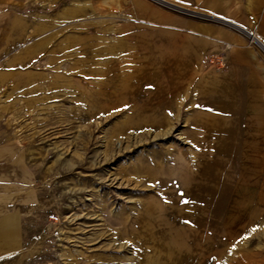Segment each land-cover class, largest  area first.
I'll use <instances>...</instances> for the list:
<instances>
[{
  "label": "rangeland",
  "instance_id": "rangeland-1",
  "mask_svg": "<svg viewBox=\"0 0 264 264\" xmlns=\"http://www.w3.org/2000/svg\"><path fill=\"white\" fill-rule=\"evenodd\" d=\"M190 14L166 0H0V209L16 225L0 264H264V184L259 225L227 233L252 195L230 206L228 147L210 161L196 146L221 122L264 152V80L251 58L237 70L198 53Z\"/></svg>",
  "mask_w": 264,
  "mask_h": 264
},
{
  "label": "crops",
  "instance_id": "crops-1",
  "mask_svg": "<svg viewBox=\"0 0 264 264\" xmlns=\"http://www.w3.org/2000/svg\"><path fill=\"white\" fill-rule=\"evenodd\" d=\"M166 1L185 8L172 0ZM185 9L191 13V18L185 20L183 24L188 30L190 40L196 42L195 48L198 53H204L209 58L215 56L214 54H220L224 59L219 64L221 67L225 62L231 69L236 65L237 70L239 64L244 66V62L251 58L254 72L259 78L262 76L264 80V74H261V70L264 71V51L251 38L255 35L264 43V0H190ZM237 27L244 30L241 31ZM227 44L231 45L228 62L225 61L222 53L223 47ZM221 80L224 84L228 83L226 79ZM216 125H220L223 134L227 132L228 136L224 138L220 132L196 130V146L198 155H206L210 161L218 153L217 145L220 140H223L228 147L219 159L224 161V168L232 172L231 186L227 190L228 200L237 193L252 195L247 199L249 204L243 202V206L244 204L247 206H244L245 209L239 217L223 223L227 233L240 234L250 225H259L261 220L259 217L261 205H258L260 196H257V188L261 183L264 184V152L254 145L249 136L246 137L245 127L230 125L227 129L221 122H217ZM214 129L216 130V127ZM241 133L242 138L237 144L235 137L241 136ZM212 138H215L214 144L210 142ZM200 142L206 145L200 146ZM207 147H210L209 150ZM228 204L230 205V200ZM3 213L0 209V246L7 250L14 245L16 225L12 216Z\"/></svg>",
  "mask_w": 264,
  "mask_h": 264
},
{
  "label": "bare ground",
  "instance_id": "bare-ground-1",
  "mask_svg": "<svg viewBox=\"0 0 264 264\" xmlns=\"http://www.w3.org/2000/svg\"><path fill=\"white\" fill-rule=\"evenodd\" d=\"M154 2H155V0H153ZM156 3H158V2H156ZM161 6H164V7H167V8H170L169 6H167V5H163V4H161ZM251 38H252V36H251ZM167 71V75H172V74H176L177 73V69L173 66V67H170L169 68V70H166ZM173 76H175V75H173ZM141 124H145V122L143 123V122H141L140 123V125ZM171 130V128H164V130H163V133H168L169 131ZM209 170L210 171H214L215 170V168L214 167H209ZM211 194V193H210ZM202 195L205 197H208L209 195L207 194V193H202ZM213 194H211V196H212ZM206 199H208V201L210 202V200H209V198H206ZM213 201V200H212ZM212 201H211V203H212ZM214 202V201H213ZM205 205H207L206 204V202H205Z\"/></svg>",
  "mask_w": 264,
  "mask_h": 264
},
{
  "label": "built area",
  "instance_id": "built-area-1",
  "mask_svg": "<svg viewBox=\"0 0 264 264\" xmlns=\"http://www.w3.org/2000/svg\"><path fill=\"white\" fill-rule=\"evenodd\" d=\"M252 40H254L264 51V43L255 35H252Z\"/></svg>",
  "mask_w": 264,
  "mask_h": 264
},
{
  "label": "water",
  "instance_id": "water-1",
  "mask_svg": "<svg viewBox=\"0 0 264 264\" xmlns=\"http://www.w3.org/2000/svg\"><path fill=\"white\" fill-rule=\"evenodd\" d=\"M179 11H188V10L185 9V8H182V9H181V8L179 7ZM188 12H189V11H188Z\"/></svg>",
  "mask_w": 264,
  "mask_h": 264
},
{
  "label": "snow or ice",
  "instance_id": "snow-or-ice-1",
  "mask_svg": "<svg viewBox=\"0 0 264 264\" xmlns=\"http://www.w3.org/2000/svg\"><path fill=\"white\" fill-rule=\"evenodd\" d=\"M185 203L187 202V201H184ZM252 231H255V229H253Z\"/></svg>",
  "mask_w": 264,
  "mask_h": 264
}]
</instances>
